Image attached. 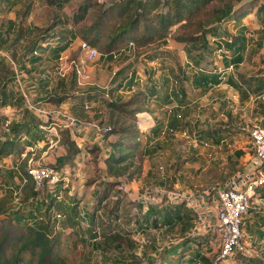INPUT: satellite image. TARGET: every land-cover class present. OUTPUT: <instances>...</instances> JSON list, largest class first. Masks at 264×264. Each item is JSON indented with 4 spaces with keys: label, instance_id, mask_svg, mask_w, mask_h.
Wrapping results in <instances>:
<instances>
[{
    "label": "rangeland",
    "instance_id": "obj_1",
    "mask_svg": "<svg viewBox=\"0 0 264 264\" xmlns=\"http://www.w3.org/2000/svg\"><path fill=\"white\" fill-rule=\"evenodd\" d=\"M80 1L73 0L62 9L47 6L42 0H11L10 2H4L0 5L1 45L11 48L12 52L16 54L15 57L19 65L22 64L21 55L23 48L30 40L38 37L39 29H46L58 21L70 22L73 18L74 8H76L74 5L76 3L78 5L81 3ZM232 2H234L235 6L241 4L238 0H214L206 7L209 9L206 14L200 18L201 13L197 19L200 18L201 21L208 22L219 6L225 7ZM29 8L31 9L30 16L22 20L20 16L21 12L23 14ZM91 12H95V10ZM257 16L247 17L248 19L246 18L244 20V23L249 24L251 28V33H249L250 44L246 60L239 66L234 68L230 67L227 70V75L232 74L238 77L243 75L254 78L258 76L264 77V27L257 26L261 15L258 14ZM93 19H95V15L91 13L87 20L76 26L68 25L65 27L78 35L75 39H72L71 45L64 54L67 59L66 62L68 63V70H65L67 77L57 78L53 75L56 62L53 61L54 59L51 60V57V61H48L49 58L48 60L47 58L43 60L41 64L44 66L41 67L42 65H40L37 70L33 69L30 64L25 65L27 67L23 69L29 78L25 82L24 88L27 93L31 94V98L35 102L41 101L42 103L43 98L47 96L45 94L48 93L62 96L64 94L78 95L77 91L80 94H84L87 90H106L117 84L124 74L130 76L133 70L139 71V74H136L139 79L138 82L129 90L123 89L121 92H115L113 95L115 100L125 101L132 98L135 93L144 90V86L148 81H152L153 84L163 85L164 78H168V80L172 78L173 80L170 79L172 87H170L171 90L174 87L175 92L179 90L183 83H189L187 78H189V75H192L189 58L183 52V46L181 45L180 47L173 40L164 45L157 43L137 49L132 45L126 44L116 49L113 54L104 53L101 44L98 47L101 56L93 62H87L80 48L83 38L79 34L80 30ZM20 20L23 21L26 37L19 46L12 47L10 45L11 43L13 44L14 39L11 42L12 39L10 38L16 34ZM114 21L116 23L117 20ZM214 22L213 18L212 23ZM195 25L196 23H193L192 26L186 28V33L196 32L197 26ZM110 26H108V29L111 28ZM62 28L59 25L55 31H60ZM226 28L232 33H236L237 31L232 24L226 26ZM107 39L108 34L106 32L104 41L106 42ZM148 51L159 53L160 58L154 60L145 58L144 54ZM49 55L51 56L50 53ZM222 56L223 51L219 49L212 55H207L208 61L211 60L213 62L212 68L218 67L219 71L225 69L221 62ZM6 63L9 64L7 61ZM129 63L134 64L133 70H130V67L128 68ZM77 67L83 69L81 75L78 74ZM179 76H183L186 79L176 82V78ZM11 89L17 92L13 84ZM188 95L193 101L199 99V96H202L198 91L195 92L191 86H189ZM251 95H254V93H251ZM46 103H50L47 106H52L56 110L69 112L82 122H91L95 119L96 121L108 123L110 113L107 106L100 103L92 106L90 110L80 108L81 111L79 113L77 112L76 115L71 112L73 110L71 109L73 108L71 102L70 104H67V102L63 106L51 101ZM23 108H25L23 100H11L4 109L0 108L2 122L0 124V134L1 132H5L7 123L17 120L19 113L24 112ZM147 108L153 117L150 119V124L154 125L159 120H163L164 124H167V121L169 119L171 120V118H168V116L170 117V110L175 108V105L173 103L164 106L157 100L150 99L147 103ZM255 108L259 109L256 110ZM181 113L183 116L179 120V128L173 131L166 129V134L162 135L164 137L160 140H157V136H154V133L149 128V123L146 129H143L145 131L140 139L142 143L140 147L143 148L144 154L141 155L139 153L138 155L137 153V157L135 158V166L137 169H140L142 174L131 182H123L122 185H125L123 187L124 189L115 187L113 191L111 190L108 200L102 204L105 208L100 210L96 227L90 225L91 227H88L89 229H84L81 224H77L73 227L56 229L54 231V234L59 232L57 234L59 242L55 248V255H58L59 261L62 258L65 264H116L117 260L120 259V255L118 254L119 256H116L114 251L109 254L104 253L98 246L101 240H94L93 234L97 232L101 236L102 232H104L106 228L105 223L114 217L110 213L114 203L118 199L122 200L123 203L121 211L122 218L119 220V224L121 228H129L136 220L142 208L145 211L147 210L146 207L152 204L163 206L184 204L182 199L172 198L173 195L177 193L186 196L191 191H204L211 185H223L237 170L244 168V166L246 167L250 162L249 155H252L253 149L250 144L249 131L255 125L264 127V118L260 113V106L251 97L246 99L241 91L227 84H220L209 90L203 98L199 99V102L192 103ZM89 115L90 117L88 118ZM124 117L128 119L130 124H137L138 121L136 120L138 118H142L140 121L143 123L148 118V114H138L137 119H135L132 118L133 116L128 115V113H125ZM38 120H41L44 124H48L43 119ZM57 122L60 123L59 120ZM213 128L215 129V134L212 132L207 133L208 130L210 131ZM42 131L43 133H40L44 136L45 140L40 141L43 142V145H40L37 149L35 148L36 151H30L29 159H24L27 160L28 166H30L29 161L31 157L34 158L32 166L37 167L38 164L53 166V164L58 162L59 157H62L68 152L67 141L71 135L69 136L67 132H61L60 129L57 132L56 130L50 131V129H42ZM68 132H70L69 129ZM61 136L64 140H57ZM115 136L120 138L119 134H115ZM65 138L68 139L66 140ZM112 141L114 142L115 140H110L111 145ZM24 142L26 141H22L23 145H25ZM86 144L83 145V148H79L81 150L86 149L87 151H91V153L93 151L96 152L93 148L89 149L90 146L88 148ZM32 153L35 154L33 155ZM16 159L14 156L8 161L2 162L0 160V198L9 194V198L11 199L9 201L12 206H18L16 202L20 200L21 196H18V194L21 193L20 188L25 184V181L17 173L14 174L16 170ZM70 164L72 166L76 165L74 162ZM85 165L90 171L87 172L88 175L84 178L74 177L76 173L74 172L75 169H69L70 171H67L66 168L68 167L66 165V167H62V170L66 172V175L68 174L69 181L53 184L51 181L46 180L42 189L47 194H55L58 188L62 195V200L66 205L78 203L79 209L81 208L85 212L92 214L94 206L91 205V201L96 202L94 198L95 189L98 186L112 188L116 178L105 175L103 170L105 167L99 153L89 159ZM94 184L95 188L91 189ZM11 205L7 207L9 208ZM185 208L187 209L189 207L185 205ZM258 208L260 212L256 216L264 217V198L260 201ZM9 217V214L0 215V234L1 226L10 223ZM13 224L16 226L12 222L8 227L13 228ZM182 224H178L170 233L166 229H163L159 230L160 235L147 232L143 233L141 237L139 235L135 237L141 243H143L144 239L153 242L159 240L160 246L171 248L178 242L187 240L185 237L186 233L182 229ZM251 224L255 226V220ZM19 230L18 232L21 233L22 230ZM215 238L216 235L213 233L208 235L203 246L196 242H188L189 247L187 250L181 249L183 252L177 256L173 255L176 253L163 254L161 264H173L177 261L176 258H178L179 264H191L190 259L192 258V254L198 250H201L202 254L212 258L214 264H264V236H261V234L253 233L248 229L246 232L247 247L245 254H238L233 258H226L218 262L216 260L220 254V250ZM172 240L173 242L171 243ZM145 248L154 250L155 245H149ZM128 253L133 258L132 262L142 264L140 263V259L137 258L138 255L135 254V251H127ZM23 256L24 260L20 264H38V252L33 253L28 251ZM143 260L150 264L155 259L152 256L144 255ZM130 262L131 260L128 263L122 264H132Z\"/></svg>",
    "mask_w": 264,
    "mask_h": 264
},
{
    "label": "trees",
    "instance_id": "obj_2",
    "mask_svg": "<svg viewBox=\"0 0 264 264\" xmlns=\"http://www.w3.org/2000/svg\"><path fill=\"white\" fill-rule=\"evenodd\" d=\"M2 1L9 0H0V2ZM43 1L49 6L60 9L71 3V0ZM213 1L112 0L108 5L107 3L98 4L95 0H84L74 8L73 18L70 22L58 21L46 29H39L38 37L30 40L23 48L21 69H26L27 66L25 67V65L27 63H30L31 67H33L41 62L45 59V51H49L55 60H58L61 54L69 48L72 39L78 36L77 33L65 27L68 25L76 26L87 20L91 13H93L95 19L91 20L90 25L82 28L79 34L83 40L88 41L92 46L98 48L102 44L101 48L104 53L113 54L116 49L129 43H132L135 49H137L157 43L164 45L173 40L182 45L187 53V57L191 63L190 65L194 69L192 77L196 88L199 89L201 87L203 90H208L212 86L225 83L241 91L246 99L250 98L251 93H254L257 97L261 96V98H257V101H259L260 113L264 118V100L262 99V95H264V77L258 76L254 78L243 75L239 77L227 75V70L231 65L233 67L239 66L245 59L248 48V37L246 33L249 31V27L244 24V19L257 7L259 0H238L241 3L239 6H235V1L225 7L219 6L214 11L210 21H201L200 18L209 10L206 7ZM92 10H95V12H91ZM29 11L28 9L25 13H29ZM257 12L261 15L259 20L260 25L264 26V4L259 5ZM201 13L202 15L197 19ZM213 18L214 23H212ZM114 20H117L116 23ZM193 23H196L197 31L186 33V28L192 26ZM231 24L237 29L236 34L226 28V26ZM59 25L63 28L60 31H55ZM109 25H111L110 29H108ZM106 32L108 39L105 42ZM24 36V27H21L12 45L19 44ZM218 49L223 51L221 62L225 69L221 72L218 67L212 68L213 62L207 59L208 54L212 55ZM12 55L15 61L18 62L15 57L16 54L12 52ZM144 55L149 60L160 58L159 53L152 51H148ZM6 61L5 59L0 60V82L2 78L7 79L0 86V94H4V98L1 101L3 106L8 101L7 85L11 81V76L14 75V71L11 70ZM137 72L138 70H133L130 76L124 74L117 84L106 90H87L84 94L78 95L64 94L57 96L55 94H48L44 98L46 101L58 104L70 100L71 102L77 101L78 105L76 106L80 105V108L84 110H86V104L95 105L100 103L107 106L110 113L108 124L112 128L111 133L120 135L119 141L117 142V145L120 147L119 152L106 159L108 175L114 176L116 181L113 183L112 188L98 186L94 191L96 205L91 214V225L94 227L97 226L99 220V211L105 208L102 204L108 200L111 190L113 191L115 187H118L123 182H131L142 174L140 169H137L135 166V158L137 157V153L138 155L139 153L141 155L144 154L143 148L140 147L142 145L140 139L143 132L140 130L138 123H129L128 119L124 117L125 113L137 119L139 113L149 111L147 103L150 99L157 100L165 106L173 104L176 99L177 107L170 110L171 120L167 124H164L163 120H159L151 127L154 136H159L165 127L170 130H177L179 128V120L183 116L181 112L184 111L183 108H186V105L189 103L187 84L183 83L179 90L175 92L174 87L170 90V79L163 85L153 84L152 81H148L144 86V90L135 93L132 98L125 101L115 100L113 98L115 92L123 89L129 90L136 85L139 80L136 76ZM184 79L186 78L179 76L176 78V82L183 81ZM190 79L192 78H187L188 81ZM171 95L174 97V100H172ZM255 109L257 110L259 108ZM23 118L22 121H12L5 126L6 132L4 134L7 139L0 140V160L12 154L21 155L24 148L22 143V137L24 135H30L32 138V140H26L28 144L44 139V136L41 134L43 131L41 127H38V124L42 122L40 123L33 115L29 117L27 112L24 113ZM63 132L69 134L68 131ZM211 132L215 134V129L213 128L207 131V133ZM8 136L11 138L8 139ZM70 138H67V155L59 157L58 162L53 164V167L58 170L62 169L65 164L73 162V159L80 151L76 143L73 140L71 141ZM17 169L16 172L20 173L22 180H26L25 184L20 188L22 193L20 203L18 206H12L9 201L11 200L9 194L0 198V215H10L8 218L10 223L1 226L0 264H20L24 260L23 254L28 251L33 253L38 252V264H65L62 258L59 261L58 255H55V248L59 242L57 237L59 232L54 234V231L58 223L62 229L73 227L79 223L77 220L78 206L71 204L66 206L63 200L57 198V195L47 194L44 189L37 190L36 182L29 173L27 160H24ZM121 204L122 200L120 199L114 203L110 213L114 217L105 223L106 228L101 234V241L98 246L107 254L114 251L116 256L120 255V259L117 260L116 264L128 263L129 260L133 264V258H131L130 253L127 254V251H135L137 245L132 239L131 233L121 228V225L118 223V220L121 218ZM8 205L11 206L8 208ZM142 211L139 212L136 218V226L143 233L160 229L170 231V229L175 228L182 222L185 226L184 233L187 234L193 225L191 224L192 219L195 218L192 213H189L185 209L183 204L171 206L165 210L163 215L161 214L162 210L157 206H149L145 213ZM256 211V208L250 210L251 214L245 221L246 232L249 229L253 233L264 236V217L256 216ZM56 213L64 214L65 217L61 222L55 218ZM253 220H255V226L251 224ZM12 222L16 226L13 224V228H9L8 225ZM19 229L22 230L21 233L18 232L20 231ZM208 235L205 236L207 237ZM97 236V233L93 234V238ZM206 237H186L187 240L178 242L171 248H165L162 254L176 253V255H179L183 252L181 249L187 250L190 242H196L203 246ZM152 244L154 245L155 242H152ZM176 259L177 261L173 264H179L178 258ZM190 263L214 264V261L212 258L202 254L201 250H198L194 252ZM150 264H156V260H152Z\"/></svg>",
    "mask_w": 264,
    "mask_h": 264
},
{
    "label": "built area",
    "instance_id": "obj_3",
    "mask_svg": "<svg viewBox=\"0 0 264 264\" xmlns=\"http://www.w3.org/2000/svg\"><path fill=\"white\" fill-rule=\"evenodd\" d=\"M80 48L87 62H93L101 56L98 48L92 46L86 40L81 42ZM0 56L7 60L12 67L15 75V82L22 92V96L25 99L29 110L40 119L46 121V123L48 122V124L42 123L40 126L41 129H50V131L56 130L57 132L58 129L64 130L73 128L76 131H80L90 124L96 133V142L99 145L101 152H103V154L111 152L112 147L109 145V142L112 135V128L108 123L96 120L91 122H82L80 119L74 117L65 110L59 111L52 108V106H42L40 102H35L33 98H31V94L27 93L24 88L25 82L28 79V74L24 69L20 68L18 62H16L13 58L12 52L6 48L0 47ZM55 62V77H67V74L65 73L66 59L62 57V54ZM83 62L85 61L83 60ZM77 68L78 71L80 67ZM77 93L80 94L78 91ZM92 106L94 105L86 104L85 109L90 110ZM57 120H59L60 123L57 122ZM166 129L162 131L161 135L166 134ZM249 133L253 153L250 157V162L246 165V167L244 166V168L235 172L233 176L223 185H211L204 191H191L186 196L176 193L172 197L174 199H182L183 203L189 207L195 217L193 225L185 237L194 238L196 236H205L212 233L216 235L215 241L218 243L217 246L220 250V254L216 262L226 258H233L238 254H245V249L247 247L245 221L250 216V210L252 208H256L257 211L255 213L260 212L258 205L264 198V127L255 125L250 129ZM34 150L35 147H31V151ZM33 161V158L30 159V166H28V168L29 173L33 176L36 182L37 190L42 189L46 180L51 181L53 184H59L60 182L66 183L69 181L68 174L66 175V172L62 169L58 170L51 165L44 164H38L37 167L32 166ZM24 181L26 182V180ZM124 186L125 185L121 184L118 187L124 189ZM94 188L95 184L92 186V189ZM21 194L22 193H19L18 196ZM55 195H57L59 200H62V195L60 194L58 188L56 189ZM16 203L19 204L20 200ZM71 205L78 206V224H81L84 229H89L88 227H91V214L85 212L81 208L79 209L78 203H71ZM91 205L95 208L96 202L94 203V201H91ZM146 208L148 209V206ZM64 217L65 216L62 213L55 214V218L58 219L59 222H61ZM136 222L137 219L131 226H129V228H123L127 232L131 233L132 239L136 242L137 247L135 249V254L139 256L137 257L140 259V263L142 264H148L143 260L145 252L156 260V264H159L158 262L161 261L163 255L162 252L165 248L160 246L159 240L155 241L154 250H151V248H145L146 246L153 245V241L144 239L143 243H141V241L135 237L136 235H139L140 237L143 235V232L136 226ZM59 225L60 224L58 223L56 229L61 228ZM100 238L101 236L98 235L93 239L98 240ZM172 242L173 240L171 243Z\"/></svg>",
    "mask_w": 264,
    "mask_h": 264
},
{
    "label": "crops",
    "instance_id": "obj_4",
    "mask_svg": "<svg viewBox=\"0 0 264 264\" xmlns=\"http://www.w3.org/2000/svg\"><path fill=\"white\" fill-rule=\"evenodd\" d=\"M11 0H9V1H2V2H0V5H2L4 2H10ZM43 1V0H42ZM73 0H71V2H72ZM82 1H84V0H81L80 2H82ZM110 1H112V0H95V2H97L98 4H110L111 2ZM44 2V1H43ZM45 3V2H44ZM47 6H49L47 3H45ZM261 4H264V1L263 0H259V4L257 5V7L255 8V9H253V12L251 13V14H249L247 17L249 18V17H254V16H256V17H258L257 15L259 14L258 12H257V8L259 7V5H261ZM74 6H77V3L74 5ZM50 7H52V6H50ZM29 13H25V11H24V13L22 14V12H21V14H20V16H21V19L23 20V18H26L27 16H30V14H31V9L29 8ZM246 17V18H247ZM245 18V19H246ZM247 18V19H248ZM244 19V20H245ZM252 19V18H251ZM259 22V24L257 25L258 27H264V26H261L260 25V21H258ZM91 24V22L89 23V24H87V25H90ZM245 25H247L246 23H244ZM248 27H249V31H247V33H246V35H247V37H248V48H249V44H250V38H249V33H251V28H250V26H249V24L247 25ZM21 27H24V24H23V21H19V26H18V29H17V31H16V34L19 32V30H20V28ZM237 30V29H236ZM24 31H25V27H24ZM236 33H237V31H236ZM235 33V34H236ZM16 34L15 35H13L12 36V38H10V39H12L11 40V42L13 41V39L15 38V36H16ZM26 37V35L24 36V38ZM24 38L19 42V44H16V45H12V43H11V45L10 46H12V47H16V46H19L20 45V43L24 40ZM9 39V40H10ZM175 44H177V45H179L180 47H181V45L180 44H178V43H176V42H174ZM129 45H132L133 46V44L132 43H129ZM168 46V45H167ZM0 47L1 48H6V49H8V50H10L11 52H12V50H11V48H7V47H3L2 45H1V41H0ZM134 47V46H133ZM135 48V47H134ZM248 48H247V51H246V54H245V59H244V61L246 60V58H247V52H248ZM181 50V49H180ZM183 50H184V48H183ZM67 51V50H66ZM65 51V52H66ZM182 51V50H181ZM222 51V50H221ZM65 52H63L62 53V57L63 58H65V56H64V54H65ZM184 53H185V55H187V53H186V51L184 50L183 51ZM49 51H45L44 52V55H45V59L47 58V60H48V58H49V60L48 61H51L52 59H54L53 61L55 62L56 60H55V58L51 55H49ZM50 57H51V60H50ZM188 58V57H187ZM45 59H43V60H45ZM66 59V58H65ZM0 60H4V58H2L1 56H0ZM43 60L41 61V62H39L38 64H36V65H34L33 66V69H35V70H37L38 68H39V66L40 65H42L41 63H43ZM67 60V59H66ZM243 61V62H244ZM190 62V61H189ZM218 62H219V60H218ZM242 62V63H243ZM242 63H240V64H242ZM18 64H19V62H18ZM27 64H30V63H27ZM191 64V63H190ZM134 64L133 63H129L128 64V68L130 67V70L131 69H134V66H133ZM8 66H9V64H8ZM20 67H21V64L19 65ZM30 66H31V64H30ZM44 65H42L41 67H43ZM132 66V67H131ZM11 69H12V67L11 66H9ZM65 67H66V70H68V63L67 62H65ZM230 67H233L232 65L230 66ZM229 67V68H230ZM190 68L192 69V74H194V69L190 66ZM228 68V69H229ZM234 68V67H233ZM13 70V69H12ZM79 72V75H81L82 73H83V69L82 68H79V70H78ZM221 72V71H220ZM138 74H139V71L137 72ZM31 75H33V74H31ZM53 75H54V70H53ZM232 75V74H231ZM55 76V75H54ZM235 76V75H234ZM189 77L190 78H192V79H190V81H189V83H187V86H188V91H187V94H188V92H189V86H191V87H193L194 88V91L196 92V91H198L199 92V94H201L202 96L200 97L199 96V99L200 98H203V96L209 91V90H211L212 88H214V87H216V86H219V85H215V86H212L210 89H208V90H203V88H196L195 87V85H194V83H193V77H192V75H189ZM28 78H29V76H28ZM51 79H53V78H51ZM171 80H173L172 78H170ZM6 80L7 79H5V78H2V80H1V82H0V86L3 84V83H5L6 82ZM8 80H9V78H8ZM33 81V80H32ZM166 81H168V78L167 79H163V84L166 82ZM52 82V81H51ZM12 84L16 87V91L17 92H15V90H13V89H11V87H12ZM221 84H225V83H221ZM171 87H172V85H171ZM171 87H170V90H171ZM235 89V88H234ZM6 91H7V93H8V101H7V103H6V105H2L1 104V101L3 100V98H4V94H0V98H1V100H0V108L2 109H4L7 105H8V103L11 101V100H14V101H21V100H23L24 101V105H25V108H23L24 109V112L23 113H19V115H18V118H17V120L16 121H22L24 118V113H28V115H29V117L31 116V115H33L37 120L38 119H40L37 115H35L32 111H30L29 110V108H28V106H27V104H26V101H25V99L23 98V96H22V92L20 91V89H19V87L17 86V84H16V82H15V75H13V76H11V81L8 83V85H7V88H6ZM45 91H47V90H45ZM121 91H123V90H120V92ZM169 93H171V91H169ZM48 94H53V93H48ZM48 94H45V95H48ZM22 98H21V97ZM172 96V95H171ZM254 96H255V98H254ZM250 97L254 100V101H256L257 102V104H258V102L259 101H257V98H261V96H259V97H257L255 94L254 95H250ZM188 99H189V103L186 105L187 107L189 106V105H191L192 103H195V102H199V99H196V100H192V98H190V96L188 95ZM262 99L264 100V95H262ZM172 100H174V97L172 96ZM258 100H261V99H258ZM46 102H49V101H46L44 98H43V102L41 103V101H40V103L42 104V106H47L48 104H50V103H46ZM68 102V103H67ZM70 102H71V100L70 101H66V102H64V103H62L60 106H63L65 103H67V104H70ZM174 103V105H175V107H177V101H176V99H175V101L173 102ZM71 105H72V107L73 108H71V109H73L71 112L72 113H74L75 115L77 114V112L79 113V111H81V109H80V106H76V105H78L77 104V101L76 102H71ZM170 105V104H169ZM259 105V104H258ZM165 106V105H164ZM167 106V105H166ZM22 107H24V106H22ZM186 107V108H187ZM185 107L183 108V109H186ZM88 112V111H87ZM144 113H147L148 114V118H146L145 120H144V122L142 123L141 121H140V119L142 120V118H138V124H139V127H140V129H141V131L143 132V134H144V131L145 130H143V129H146V127L148 126L147 124L149 123V125H150V129H151V127H153L154 125H152V124H150L151 122H150V119H152L153 117H152V114L149 112V111H146V112H143V113H139V114H144ZM90 117V115L88 116V118ZM168 118H171V115H170V117L168 116ZM92 120V119H91ZM170 120V119H169ZM169 120L167 121V123L169 122ZM40 123L42 122L41 120H38ZM92 121H95V119H93ZM147 121V122H146ZM42 123H44V122H42ZM42 123L41 124H38V127L40 128V126L42 125ZM166 124V123H165ZM152 125V126H151ZM167 126V125H166ZM166 128V127H165ZM164 128V129H165ZM35 129H37V128H35ZM209 129V128H208ZM70 130V132H69V134L71 135L70 137H71V140H73L75 143H77L76 145H77V147L79 148H83V145H85L86 143V146L89 148V146H90V148L89 149H91V148H93L94 150H96V152H92L91 153V151H87L86 149H84V150H81L80 148H79V152L77 153V155L75 156V158L73 159L74 161V163H76V165L75 166H72V164H70V163H67V164H65L64 166H63V168L64 167H66V165H67V167L68 168H66V170L67 171H70L69 169H75L74 170V172H76L75 173V175H74V177L75 176H78V178L80 177V178H84L86 175H88V171H90V169H88L87 167H86V163L88 162V160L89 159H91V158H93L94 156H96V155H98V153H99V156L102 158V162H103V164H104V173H105V175L106 176H109L108 175V172H107V163H106V159L107 158H110V157H112L114 154H116L117 152H119V145H117L118 143V141H119V138L117 137V136H115V134H112L111 135V137H110V140H112V139H114L115 141L113 142L112 141V145L110 144V142H109V145L112 147V150H111V152L110 153H107V154H103V152H101V149L99 148V145L97 144V142H96V133H95V131H94V129H93V127H91L90 126V124L89 125H87L84 129H82V130H80V131H76L75 129H73V128H70L69 129ZM5 132H6V130H4ZM63 131H68V129H64V130H61V132H63ZM143 136V135H142ZM114 137V138H113ZM164 136H162V135H159V136H157L156 137V139L157 140H160L161 138H163ZM11 137L10 136H8V139H10ZM7 139V137H6V135L4 134V132H1V134H0V140H6ZM26 141V140H32V138H31V136L30 135H24V137H22V141ZM41 140H45V139H41ZM57 140H62V136L61 137H59V138H57ZM84 143V144H83ZM24 148H23V150H22V153H21V155L20 156H18V155H14V154H12V155H9L8 157H5V158H3V159H1V161L3 162V161H8L9 159H12V157H16L17 159H16V167H15V172H14V174L15 173H17L16 171L18 170L17 169V167H19V165L24 161V159H29V157H30V151H31V147L33 148V147H35L36 149L38 148V147H40V145H43V142H41L40 140L39 141H36L35 143L34 142H32L31 144H28V143H26V142H24ZM208 146V145H207ZM26 147V148H25ZM25 149V150H24ZM36 149H35V151H36ZM38 151V150H37ZM68 153V152H67ZM67 153L65 154V155H67ZM33 155L35 154V153H32ZM65 155H63V156H65ZM245 155V154H244ZM243 157V156H242ZM249 157H251L250 155H249ZM30 159H32V157L30 158ZM34 159V158H33ZM62 168V169H63ZM77 170V171H76ZM103 170H102V172H103ZM237 171H239V170H237ZM19 176H20V173H17ZM92 189V188H91ZM64 204H65V202H64ZM66 205V204H65ZM70 205V204H69ZM69 205H66V206H69ZM122 206H123V203L121 204V209H120V213H121V211H122ZM149 206H157L159 209H161L162 210V215L165 213V210H167L168 208H170L171 206H175V204L174 205H171V206H163V205H149ZM149 206H148V208H149ZM183 206L185 207V205L183 204ZM186 209V208H185ZM141 210H143L142 212L143 213H145L147 210H145L144 211V209L142 208ZM140 210V211H141ZM189 213H192V211L189 209V208H187L186 209ZM121 218H122V216H121ZM195 219V218H194ZM194 219H192V223L191 224H193V222H194ZM182 223V222H181ZM180 224V223H179ZM69 228V227H68ZM182 229H185V226H184V224H182ZM160 230H163V229H160ZM172 229H170V231H171ZM170 231H168V233H170ZM151 234H155V235H160V233H159V230H153V231H151ZM190 243H192V242H190ZM129 252H132V251H130L129 250ZM105 253V252H104ZM107 254V253H106ZM144 255H147V256H149L148 254H147V252H145L144 253ZM174 256H177L176 254H173ZM162 256H164V255H162ZM192 256H193V254H192ZM159 264H161V261L160 262H158Z\"/></svg>",
    "mask_w": 264,
    "mask_h": 264
}]
</instances>
